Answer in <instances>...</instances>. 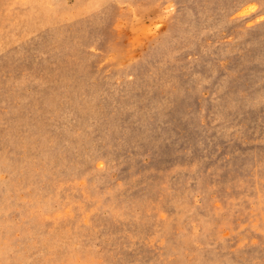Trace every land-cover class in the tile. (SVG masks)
I'll list each match as a JSON object with an SVG mask.
<instances>
[{
    "label": "rangeland",
    "instance_id": "rangeland-1",
    "mask_svg": "<svg viewBox=\"0 0 264 264\" xmlns=\"http://www.w3.org/2000/svg\"><path fill=\"white\" fill-rule=\"evenodd\" d=\"M0 264H264V0H0Z\"/></svg>",
    "mask_w": 264,
    "mask_h": 264
}]
</instances>
